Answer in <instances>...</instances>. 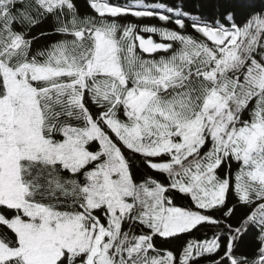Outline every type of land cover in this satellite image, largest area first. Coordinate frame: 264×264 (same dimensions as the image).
<instances>
[{"label":"snow or ice","instance_id":"snow-or-ice-1","mask_svg":"<svg viewBox=\"0 0 264 264\" xmlns=\"http://www.w3.org/2000/svg\"><path fill=\"white\" fill-rule=\"evenodd\" d=\"M85 4L0 0V264H264V0Z\"/></svg>","mask_w":264,"mask_h":264},{"label":"trees","instance_id":"trees-1","mask_svg":"<svg viewBox=\"0 0 264 264\" xmlns=\"http://www.w3.org/2000/svg\"><path fill=\"white\" fill-rule=\"evenodd\" d=\"M114 3H123L124 0H113ZM193 3H196L197 0H192ZM78 3L81 5V10L82 11H87L88 9L86 8L85 0H78ZM150 23H158L157 21H150Z\"/></svg>","mask_w":264,"mask_h":264}]
</instances>
